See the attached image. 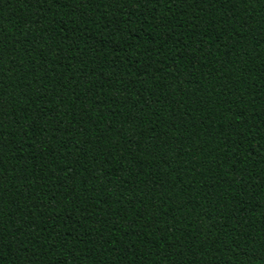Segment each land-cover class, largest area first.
Listing matches in <instances>:
<instances>
[{
    "label": "trees",
    "instance_id": "obj_1",
    "mask_svg": "<svg viewBox=\"0 0 264 264\" xmlns=\"http://www.w3.org/2000/svg\"><path fill=\"white\" fill-rule=\"evenodd\" d=\"M0 264H264V0H0Z\"/></svg>",
    "mask_w": 264,
    "mask_h": 264
},
{
    "label": "snow or ice",
    "instance_id": "obj_2",
    "mask_svg": "<svg viewBox=\"0 0 264 264\" xmlns=\"http://www.w3.org/2000/svg\"><path fill=\"white\" fill-rule=\"evenodd\" d=\"M54 2H56V0H54Z\"/></svg>",
    "mask_w": 264,
    "mask_h": 264
}]
</instances>
